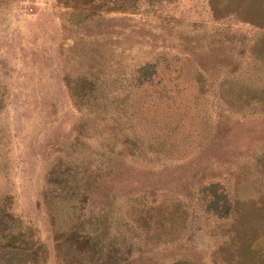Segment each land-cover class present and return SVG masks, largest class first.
I'll use <instances>...</instances> for the list:
<instances>
[{
  "label": "rangeland",
  "instance_id": "rangeland-1",
  "mask_svg": "<svg viewBox=\"0 0 264 264\" xmlns=\"http://www.w3.org/2000/svg\"><path fill=\"white\" fill-rule=\"evenodd\" d=\"M159 1L157 18L109 13V36L87 39L69 29L57 0H0V196L8 194L46 245L44 264H56L53 237L73 221L43 195L47 170L58 158L79 160L81 147L66 145L85 118L94 123L85 153L113 158L112 140L95 135L108 131L112 116L144 157L122 158L92 200L106 195L122 232L150 254L137 259L133 248L131 264H239L232 223L207 211L201 197L224 192L246 209L264 200V170L256 167L264 165V0ZM160 18L180 23L168 33ZM93 39L109 60L105 73L118 80L105 76L113 97L107 114L85 117L63 74L77 68L67 58ZM160 52L166 63L153 83L129 90L134 66ZM249 245L264 251V239Z\"/></svg>",
  "mask_w": 264,
  "mask_h": 264
},
{
  "label": "trees",
  "instance_id": "trees-1",
  "mask_svg": "<svg viewBox=\"0 0 264 264\" xmlns=\"http://www.w3.org/2000/svg\"><path fill=\"white\" fill-rule=\"evenodd\" d=\"M65 12V22L70 30L78 35L90 38H105L109 36V13H147L160 15L159 0H57ZM107 21L105 26L97 27L101 21ZM164 28L171 32L174 24L180 23L173 19L160 18ZM62 27L65 28L64 24ZM185 41V37H183ZM78 46H84L82 38ZM87 41V40H86ZM88 46L80 50L81 54L68 57L67 62H76L74 71L64 69V84L68 96L78 109L85 111V117L96 114L99 110L107 114L109 98L108 81L113 85L117 76L106 74L104 65L109 61L102 57L99 50L100 40L87 41ZM173 46V45H172ZM187 47H184L186 50ZM104 56V55H103ZM163 52L156 53L144 62H138L125 81L129 90L140 85L153 83L158 75L159 65L166 63ZM166 64L164 65V67ZM73 68V67H72ZM107 85V86H106ZM147 87V86H144ZM128 90V91H129ZM0 97V107H1ZM90 116V117H91ZM89 117V119H90ZM103 118V117H102ZM94 123L88 118L78 120L72 127V135L66 146L74 149L80 146L82 153L79 160L70 157L58 158L53 161L48 170L50 186L46 192L50 198L56 199L72 214L73 221L69 228L53 237V256L56 264H131L134 259L133 248L138 254L137 259L145 256L140 246L134 245L129 234L121 230L122 221L114 214L112 202L104 195V201L94 203L92 196L99 193L101 180L115 171L122 158L144 157L137 137L128 133L124 127H119L118 120L111 118V125L105 133L97 130V137H108L112 140L109 150L113 147V158L108 153L106 159L91 157L85 153L84 140L91 136ZM105 127V126H104ZM1 131V130H0ZM93 136V135H92ZM91 136V137H92ZM83 145V146H82ZM258 171L264 170L262 162L256 161ZM105 185V184H104ZM204 208L217 218L230 220L234 238L237 240L239 264H264V251L250 248V241L255 238L264 239V200L253 208H244L241 204L231 201L226 193L216 194L214 190L207 196L202 195ZM159 233H155V236ZM157 237V236H156ZM59 246V248H58ZM47 247L34 233L29 224L21 220L9 206L8 194L0 196V264H44L47 259ZM147 256V257H146ZM145 256L146 260L150 254ZM250 260L248 262L247 260ZM151 260V259H150ZM142 261V260H141Z\"/></svg>",
  "mask_w": 264,
  "mask_h": 264
}]
</instances>
